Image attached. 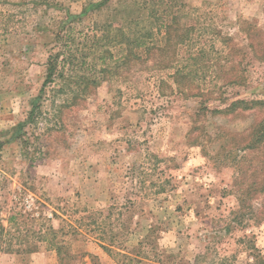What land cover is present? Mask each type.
I'll return each instance as SVG.
<instances>
[{
    "label": "rangeland",
    "instance_id": "374dc122",
    "mask_svg": "<svg viewBox=\"0 0 264 264\" xmlns=\"http://www.w3.org/2000/svg\"><path fill=\"white\" fill-rule=\"evenodd\" d=\"M253 29L264 0H0V264H262Z\"/></svg>",
    "mask_w": 264,
    "mask_h": 264
},
{
    "label": "trees",
    "instance_id": "16d2710c",
    "mask_svg": "<svg viewBox=\"0 0 264 264\" xmlns=\"http://www.w3.org/2000/svg\"><path fill=\"white\" fill-rule=\"evenodd\" d=\"M260 30L253 29L252 32L248 34L250 39V47L253 49V51L260 57L261 59H264V39L262 38L263 34ZM261 39V40H259ZM55 65H51L50 67V76L53 74V69ZM254 107L263 108L264 109V100H246V99H239L234 100L230 107L227 108V110H234L237 111V109L241 110H250ZM248 135V134H247ZM245 134V136H247ZM247 142L244 144V146L239 147L240 150L248 151H260L259 156L257 154V161L255 165L252 166L251 172H249V169L243 170L242 168L239 170L240 178L248 179L249 183L247 185V189L249 191H246L247 193L250 191H253L254 193H262L264 195V116L262 119L255 124L251 132H249V136H247ZM245 159V158H244ZM5 230V227L0 224V239L4 237L2 234ZM4 239V238H3ZM38 248H34L30 251L36 250ZM6 250L10 251L11 248H7ZM58 255H61V246L57 247ZM264 264V262H262Z\"/></svg>",
    "mask_w": 264,
    "mask_h": 264
}]
</instances>
